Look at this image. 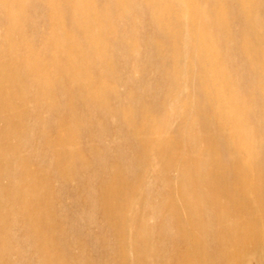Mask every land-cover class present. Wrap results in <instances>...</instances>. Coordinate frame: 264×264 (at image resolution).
Masks as SVG:
<instances>
[{
	"label": "bare ground",
	"instance_id": "obj_1",
	"mask_svg": "<svg viewBox=\"0 0 264 264\" xmlns=\"http://www.w3.org/2000/svg\"><path fill=\"white\" fill-rule=\"evenodd\" d=\"M0 1L2 20L8 29L3 38H0V122H2L0 135L11 138L6 146L0 145V148L9 152L8 154L6 152L5 156H0V177H11L9 184L3 185L0 182V239L5 243L8 236L5 229L6 222H4L6 217L4 218L5 215L2 214L5 209L27 216L28 220L23 224L27 239L33 238L37 233L50 235L57 229L62 231L58 222L56 224V221H52L51 202L43 203L44 200H51L53 196L47 177L49 173L46 174V171L42 169L30 170L21 158L23 146L21 141H25L28 131L32 132L24 119L31 115L38 117V113L29 107L30 102H45L56 109L57 102L50 96L51 85L61 78L66 79L76 93L88 96L94 102L103 100L105 92L108 94L116 92L113 91L114 86L107 85V68L99 70L98 77L91 75L87 70L99 64L102 59L97 54L98 48L107 44L105 29L108 23L113 21V14L107 11L106 4L105 7L98 6L97 0ZM105 1L114 2L120 8L133 7L135 2L134 0ZM147 1L153 2L146 7L151 19L149 20L155 22L153 24L157 27L159 26V33H162L164 36L162 39H165V42V37L173 42L172 49L166 54L163 43L152 40L154 38L151 36H149L150 39L147 37L149 44L154 46L153 50H159L157 52L160 53V58L165 59V55L171 53L173 62L168 68L163 69H165V76L174 82V88L170 94H167L163 109L158 108L159 113L153 114L148 106H143L141 118L136 122L133 131L131 130L142 148L140 154L134 158L135 163L141 167L138 171L140 173L134 180L129 181L124 174L126 170L120 166L121 164L110 165L111 176L101 180L102 186L99 192L104 214L112 219L121 220L122 226L117 224L119 226L117 232L123 236L128 234L130 241L137 243L135 246L137 255L143 251L153 254L156 249L155 243L159 240L147 221L148 217L137 214V207L149 204L153 214L159 217L158 228L163 235V241L168 232L185 234L186 222L182 220V216L191 219L197 210L208 205L216 194L217 181L224 173L215 140L223 139L238 155L248 150L253 131L243 127L241 122L243 118L241 110L248 103L240 95L241 84L237 81V75L234 76L228 71L225 50L229 46L237 48L238 52L245 57L243 62L257 68L264 79V2H260L261 0H210L209 5L206 3L202 5L199 0ZM232 1L238 3L234 9H231L230 14L226 12V6ZM31 6L44 10L52 27V32L44 36L42 43L44 50L52 55L49 63H44L42 56L35 52L26 31L27 11ZM39 9L36 10L39 11ZM207 12L217 20L215 25L211 24L212 27H209L211 29L208 28V31L206 27L210 24L207 22L209 18L203 20L200 16L201 13ZM66 14H69L70 20L68 27L65 24V20L68 19L65 17ZM235 19L238 21L236 22ZM81 25H85L84 30L78 34ZM233 25L239 28L238 39L234 37L235 35L233 36V32L231 33ZM203 29L206 31L205 36L202 35ZM191 42L193 45L190 46ZM94 43L99 47L93 45ZM238 52H234V58ZM188 56L199 63L201 70L197 78L191 71V63L184 61ZM161 63L164 65L163 62ZM138 64H141L140 61ZM193 75L200 82L201 95L205 96L209 102L212 111L210 117L202 115L203 113L198 112V109L194 111L192 102L182 101L183 96H179L183 91L182 88H185L184 85L193 82ZM32 83L40 88L39 92L31 94L29 85ZM147 86L149 89V85ZM114 110L113 107L107 106L105 111L115 113ZM174 113L182 114L181 124L184 133L171 132L169 127ZM121 115V118L128 121L127 123L132 119L128 111H124ZM61 126L63 130L53 139L46 132L41 133L45 139V146L52 152L53 161L57 167L69 165L81 158L73 138L75 134L72 133L71 123L62 117ZM17 161L20 163L15 165ZM74 168L77 167L74 166ZM169 171H174L176 176L168 177ZM151 175L155 176L156 181L153 183L149 182L150 179L147 180ZM146 185L149 188L152 187L155 196L163 198L159 202L149 201V195L140 192L141 187ZM33 219L36 221H32ZM16 222L17 220L13 221V223ZM125 239L128 240V238ZM39 245L46 256L54 258V264H93L89 259L68 261L65 247L56 246L50 240L39 241ZM15 251L20 250L8 243L0 244V263L19 264L12 259ZM187 253L186 250L182 252L183 255ZM123 255L124 252H121V256Z\"/></svg>",
	"mask_w": 264,
	"mask_h": 264
},
{
	"label": "rangeland",
	"instance_id": "obj_2",
	"mask_svg": "<svg viewBox=\"0 0 264 264\" xmlns=\"http://www.w3.org/2000/svg\"><path fill=\"white\" fill-rule=\"evenodd\" d=\"M134 1L136 8L134 5L120 8L114 2L96 1L98 6L107 5V11L113 14V21L111 20L112 22L110 21L108 25L105 24L107 25L105 29L107 46L97 45L99 47L97 54L102 60L96 66L97 69L89 67L87 70L91 75L98 77L100 71L107 68V85L115 87H113L115 94L105 92L103 100L94 102L90 97L76 93L68 85L67 80L61 78L51 85L50 96L54 97L52 100L57 102L56 109L45 102L31 101L29 104V107L38 113V117L31 115L24 119L32 132L28 131L25 141H21L23 144L21 158L30 170L42 169L46 171V174L49 173L47 177L53 196L51 200H44L43 203L51 202L52 221H56V224L58 222L62 231L57 229L54 234L50 235L37 233L33 238L27 239L26 230L23 227L28 220L27 216L22 213L15 214L9 209L3 210L2 214L4 213V218H7L4 222H6L5 229L8 233L5 243L20 250L15 251L12 259L19 264H54V258L46 256L39 245V241L43 242L47 239L56 246H64L67 260L71 262L89 259L93 264H264V79L257 68L250 67L246 64L247 62H243L245 57L238 52L237 48L229 46L225 50V63L228 71L234 76L237 75V81L241 84L240 95L248 103L241 110V117H243L241 122L243 127L253 131L249 151L238 155L223 139L215 140L224 173L217 181L216 194L208 205L197 210L191 219L182 216V220L186 222V233L168 232L163 241V235L158 228L159 217L153 214L149 204L140 205L137 207V214L148 217L147 221L159 240L155 243L156 249L153 254L143 251L144 253L137 255L135 249L137 243L131 242L128 234L123 236L117 232L119 227L117 224L121 225V220L112 219L104 214L105 210L99 197L101 180L111 176L110 165L119 166L121 164L120 166L126 170L124 174L129 181L134 180L140 173L138 171L141 167L135 163L134 158L140 154L142 148L132 131L136 127V122L141 118L143 106H148L153 114L159 113L167 100V94H170L174 88V82H171L164 73V70L173 62L171 53L165 55V59L160 58V53L157 52L159 50H153L154 46H151L148 40L151 36L154 38L152 40L163 43L164 53L172 49L173 42L168 37H165V42V39H162L164 36L159 33V26L157 27L153 24L155 22L150 21L146 7L153 2ZM199 1L202 5L211 3L210 0ZM236 3L238 2H228L226 12L231 14L230 11L237 6ZM228 4H232V7ZM228 6L231 8H227ZM31 7H28L27 11L26 31L35 52L42 56L44 63H49L52 55L44 50L42 43L44 36L52 32V27L44 10ZM0 8H2L1 1ZM1 13L0 9V38H3L8 29L2 20ZM41 13L46 15L42 16ZM201 14L203 20L209 18L207 22L210 24L206 27L208 31V28L215 25L217 20L209 12ZM68 15H65L66 19ZM65 21L66 26H70L69 17ZM84 26H79L78 34L84 30ZM233 26L231 33L233 32V36L235 35L234 37L238 39L240 37L237 32L239 28L237 25ZM203 30L202 35L205 36L206 31ZM93 45L96 46L95 43ZM234 52L240 54H236V59L233 57ZM166 57L169 58L166 59ZM186 59L184 61L191 63V71L197 78L201 70L199 63L189 56ZM139 61L141 64H138ZM196 78L192 79V83L189 82L190 85L186 83L185 88L181 87L183 91L179 96H183L182 101L192 102L194 111L199 110L198 112L203 113L202 115L210 117L211 107L205 96L201 95L200 82ZM29 91L35 94L40 91V88L32 83L29 85ZM107 106L113 107L115 113L105 111ZM124 111L131 114L132 119L129 123L121 118ZM173 116L169 127L171 132H183L182 114L174 113ZM62 117L71 123L72 133L75 134L73 138L81 158L69 165L57 167L53 161V154L46 148L45 139L41 133L46 132L51 139L57 137L58 132L63 130ZM1 125L2 122H0ZM1 136L0 145L3 147L11 138ZM6 152L9 153L0 148V156H5ZM17 162L15 165L20 163ZM75 169H78L77 172ZM167 175L174 178L176 173L169 171ZM0 180L3 185L9 184L11 177L1 176ZM147 180L150 183L156 181L153 175ZM146 186H142L140 192L148 194L149 201L159 202L163 198L155 196L152 187L150 189L147 186L146 189ZM12 219L17 222L13 223ZM32 221L35 222L36 219ZM5 243L0 239V244ZM185 250L188 253L183 255L182 252ZM121 252H124V257L121 256Z\"/></svg>",
	"mask_w": 264,
	"mask_h": 264
}]
</instances>
